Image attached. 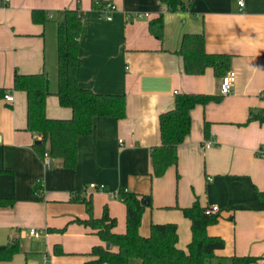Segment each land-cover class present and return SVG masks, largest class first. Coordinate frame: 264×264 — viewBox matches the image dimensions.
Returning <instances> with one entry per match:
<instances>
[{
	"label": "crops",
	"instance_id": "obj_1",
	"mask_svg": "<svg viewBox=\"0 0 264 264\" xmlns=\"http://www.w3.org/2000/svg\"><path fill=\"white\" fill-rule=\"evenodd\" d=\"M115 5L111 19L102 17L92 0H0V197L13 203L0 206V246L18 240L20 249L0 264H86L94 245L116 250L76 218H87L85 204L71 200L76 192L91 197L92 213L106 206L115 218L114 233L125 232V205L120 188L150 195L138 228L146 236L150 224L174 223L176 246L184 251L191 240L190 220L181 208L197 200L201 207L216 204L217 220L206 232L224 241L217 256H257L264 264V121L248 120L264 113V0H191L188 9L167 11L160 0H101ZM81 11L76 77L81 87L97 93L123 94L121 118L96 116L92 131L76 139L74 168L35 145L41 136L26 129V94L12 87L14 73L45 71L49 94L45 114L68 119L57 90V21L66 8ZM33 9L47 19L35 23ZM140 14L141 16H138ZM163 15L162 38L148 22ZM202 33L209 53L230 55L232 90L217 102L190 110V130L177 146V162L163 175L152 174L151 149L160 141L158 115L174 106L179 93L219 94L221 76L207 66L187 74L176 53L182 36ZM206 123V124H205ZM212 144L204 148L203 144ZM104 189L88 188L90 183ZM33 228L38 237L29 234ZM59 231V229H62ZM62 252L57 253L56 250ZM111 264V263H98ZM222 264H229L223 261Z\"/></svg>",
	"mask_w": 264,
	"mask_h": 264
},
{
	"label": "trees",
	"instance_id": "obj_2",
	"mask_svg": "<svg viewBox=\"0 0 264 264\" xmlns=\"http://www.w3.org/2000/svg\"><path fill=\"white\" fill-rule=\"evenodd\" d=\"M167 11L188 9L191 0H160ZM104 2L92 0V6L98 10ZM61 19L57 21V90L55 95L61 106L71 109L68 119L49 118L45 114V99L51 94L49 78L45 71L39 73H14L12 87L26 94V129L41 136L40 143L35 147L42 156L45 144L48 154L60 158L65 168H74L76 162V139L92 131L93 118L109 116L121 118L125 113V97L123 94L97 93L78 84L76 69L81 63L78 53V36L81 29V11L78 4L75 8H66L60 12ZM31 19L42 23L47 19V13L42 9H33ZM149 32L158 39L162 38L163 15L158 14L148 22ZM176 53L183 58V70L187 74H201L207 66L212 67L215 75L222 76L228 71L230 55L209 53L204 48L202 33H187L182 36ZM4 88H0L3 96ZM220 94L179 93L175 96L172 109L158 115L160 141L150 152L154 176H161L168 166L177 162V146L184 140L190 130V110L195 105H206L217 102ZM264 121L263 114H252L248 118ZM206 124V123H205ZM76 192L71 196L73 201L85 204L87 218H76L74 221L89 226L95 230L102 241L113 245L116 250L94 245L90 255L95 258L86 264H251L257 256L220 257L215 250L224 246L219 236H211L206 232L207 225L217 220V214H208L197 200L181 208L185 217L190 220L191 240L184 251L176 246L177 232L174 223L150 224L146 236L139 234L138 228L145 207L151 204L150 195H139L123 188L118 190L125 205V232L114 233L115 218L109 216L106 206L101 216L92 213L91 197L81 196ZM264 198V192H258ZM13 203L12 198L0 197V206ZM59 229V231H62ZM18 240L9 241L0 246V261H8L19 251ZM57 253L62 252L60 249Z\"/></svg>",
	"mask_w": 264,
	"mask_h": 264
},
{
	"label": "built area",
	"instance_id": "obj_3",
	"mask_svg": "<svg viewBox=\"0 0 264 264\" xmlns=\"http://www.w3.org/2000/svg\"><path fill=\"white\" fill-rule=\"evenodd\" d=\"M238 3L240 6L243 5L242 0H239ZM114 9H115L114 4L106 2L102 6V8L99 10V13L105 19L110 20L111 19V12ZM138 16H141V15L138 14ZM234 76H235V74H234V71H232V70L226 71L221 76L220 83H219V94L220 95H227L231 92L232 87H233V82H234ZM260 95L262 97H264V91L261 92ZM3 97L7 101L13 100V95L10 92H6ZM211 144H212V141L207 140L206 142H204L203 147L208 148L211 146ZM257 153L260 155H264V146H261L260 148H258ZM44 157H45V163H48L49 159H48L47 153L44 154ZM88 188H91L94 190H102V189H104V185L103 184H96V183L92 182L88 185ZM218 211H219V207L216 204H209L205 208V212L208 214H217ZM29 234L36 238L40 235V231L31 228L29 230Z\"/></svg>",
	"mask_w": 264,
	"mask_h": 264
}]
</instances>
